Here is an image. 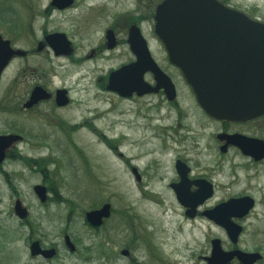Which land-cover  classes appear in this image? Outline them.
I'll return each mask as SVG.
<instances>
[{
	"label": "rangeland",
	"instance_id": "374dc122",
	"mask_svg": "<svg viewBox=\"0 0 264 264\" xmlns=\"http://www.w3.org/2000/svg\"><path fill=\"white\" fill-rule=\"evenodd\" d=\"M21 1L0 0V27L15 23V8ZM245 1L264 12V0ZM100 35L95 30L90 36L98 39ZM87 42H81L85 50L89 49ZM24 44L21 42V46ZM53 56L37 61L53 68L51 87L71 90L74 110L69 115L87 122L72 134L69 129L66 133L53 132L51 139L37 140L26 133L28 142L11 150L0 164V264H130L121 255L125 248L131 251L133 260L142 264H207L204 257L210 252L214 226L204 218H187L167 187L176 154L190 153L198 167H206L218 158L213 138L217 126L201 127L206 121L181 70L166 65L179 91L180 106L176 108L167 107L158 96L139 102L105 89L98 76L117 65L119 59L80 65ZM18 66L14 62L0 83V134L21 126L47 136V125L14 108L36 77H21L12 93H7ZM165 127H175V140L166 134L157 136ZM197 134L201 135L197 136L199 144L193 149ZM211 142L213 146L208 149ZM32 158L40 161L32 163ZM232 159L239 166L236 173L232 175L231 166L225 165L218 181L235 183L236 189H249L264 200V163L251 170L249 161L239 156H228L226 164ZM130 166L143 176L141 183ZM51 180L56 184L55 191L43 204L34 186L50 184ZM18 199L30 212L26 220L15 214ZM105 203L112 205L111 217L100 229L91 228L85 212ZM246 223L241 247L264 249V203L257 205ZM5 227L18 228L20 234H12ZM65 234L72 238L76 254L65 246ZM33 237L45 245H59L58 255L46 260L31 256Z\"/></svg>",
	"mask_w": 264,
	"mask_h": 264
},
{
	"label": "flooded vegetation",
	"instance_id": "af4514ba",
	"mask_svg": "<svg viewBox=\"0 0 264 264\" xmlns=\"http://www.w3.org/2000/svg\"><path fill=\"white\" fill-rule=\"evenodd\" d=\"M53 1L54 0H22L20 2V7L17 9L15 8V23L12 26L0 27L1 37L4 40H8L11 47L18 52L13 55L8 65L4 68L0 76V83L3 75L8 72L14 62H17V65L19 66L16 71V76L14 77L12 83H10L11 85L7 88L8 94L12 93L14 90L13 87L18 79L21 77L35 76L36 80L33 82L32 87L28 90L22 100L15 103L14 108L19 114L30 115V118L34 121H39L50 128V130L46 133L47 136H43V133L41 134V132L34 133V129L32 128L31 130L29 129V131L21 126L13 129V132L0 134H18L22 136L21 140L14 143L9 148L7 151V158L9 157V152H11V150H14L19 146V144L28 142L30 138L25 137L26 133L37 140L40 138L51 139L53 132L66 133V129H69V132L72 134L79 128L84 127L87 122V120L85 121L83 118L78 121L75 117L69 115V112L74 110V99L72 97L71 90L64 86L51 87L50 79L54 70L49 65H45L44 62H38V58L47 61L50 60V56L52 57L54 55L53 57L56 59H71L73 62L80 65L119 59V63L117 65L110 66L107 70L102 72V75L100 74L98 76V81H103V87L107 89L108 79L111 72L118 70L122 66L137 62L138 55L132 48L134 42H138L140 45L146 42L155 62L168 76H170L174 82L176 86V97L173 100H170L164 88H160L156 92L144 95H139L135 92L128 97L119 96L127 100H138L139 102L142 100L147 101L158 96L161 98V102L163 104H167V107L170 106L178 108L180 106V96L176 82L166 65L170 64L175 68L177 67L171 63L166 46L156 32L157 10L165 0H73L71 4L63 8L55 5ZM218 1L229 8L246 14L253 20L264 23V12L261 11L258 5H248L245 0ZM55 16H57V18H55ZM58 16L62 17L59 18ZM95 30L101 34L98 39H92L90 36ZM54 34L65 35V38L70 42L72 48L70 54H56V51L48 40L49 36ZM84 41H88L86 46H89V49L87 50L83 49L84 44H81V42ZM95 41H97V43L93 44ZM21 42L25 43L24 46H21ZM87 72L92 74L94 71ZM144 80L150 83L153 87L157 85L155 75L151 71H147L144 74ZM38 86L43 87L48 96L39 99L30 107H25V104L31 99L34 89ZM64 89L67 90L69 101L65 105H61L58 101V92ZM191 91L196 98L193 89ZM159 103L155 105L158 106ZM197 105L199 106V112L201 113L202 119L204 118L206 121V123L202 122L200 124L201 127L205 128L207 125H209L208 127H210V125L217 126V129L213 131V138L216 143V154L218 158L212 159L206 167H198V162L191 158L190 153L176 154L173 160L172 174L167 177L169 179L167 187L173 193L177 203L183 208L184 214L187 218L192 220L204 218L214 226V232L211 234V238L209 239L210 252L209 255L204 257L205 260L213 253V241L219 240L220 246L225 251L242 250L244 252L262 254L263 258L258 260L255 264L262 263L264 262V249L261 247H255L253 249L243 248L241 247V239L242 236L246 234L248 229L246 221L251 216V213H253L257 205L264 203V200L257 197L255 193L249 189H236V187H238L236 186L237 184L220 183L218 179L224 174V171L226 170L225 165L231 166L230 170H233L232 175L236 173V169L239 167L234 163L233 159L226 164L225 159H227L228 156H239L248 160V169L251 170L253 166L264 163V158L256 159L251 155L245 154L239 146L230 143L225 137V135H238L264 141V114L245 121L220 120L207 114L199 103ZM156 134L160 137H163L166 134V137L171 140H175L177 131L175 127H165L161 128L160 132ZM198 135L199 134L193 137L195 140L192 147L193 149L197 147L196 144H199L198 139L200 137H197ZM220 136L223 137L221 138ZM211 146H213L212 142L208 145V149ZM209 155L213 156L211 154ZM178 162L183 164L182 171H185V180H183L182 174L179 171ZM130 167L136 177V180L141 183L144 178L139 173V170L134 166ZM134 170H136L137 173ZM137 174L139 175V179ZM49 183L50 184L47 185L42 184L46 186L48 194V198L45 202L39 200L43 204L48 202L51 192L53 193L55 191L54 185L56 184H54L52 180ZM201 185L205 186L208 196L202 204L197 206L195 216L190 217L187 215L188 208L178 199L175 188L176 186L182 187L186 193L188 192L191 194L197 192L201 188ZM245 197L252 198L254 205L246 215L231 217L232 222L242 227V232L240 233L238 242L233 243L227 228L214 219L216 217L214 210L231 200L242 199ZM87 212L88 211L85 212V218ZM223 213L225 214V212L221 209L217 214L223 215ZM106 220L107 219L104 220L102 226L105 224ZM86 222L87 225L93 229L98 230L102 227H95L91 225L87 219ZM128 222H130V218H128ZM67 235L68 234H65V237ZM65 237V246L70 250ZM31 239L32 242L40 241V244L44 249L55 248L57 252L54 257L58 255L59 245L55 243L45 245L38 237H33ZM123 250L124 249L121 250L122 257L127 258L130 264H138V262L131 258V251L129 249H127L129 251L128 255H123ZM76 251L77 248H75L74 251H71V253L76 254ZM35 257L44 258L41 255ZM206 262L209 264L207 260ZM230 264L242 263L237 257H235L231 260Z\"/></svg>",
	"mask_w": 264,
	"mask_h": 264
},
{
	"label": "water",
	"instance_id": "95a60500",
	"mask_svg": "<svg viewBox=\"0 0 264 264\" xmlns=\"http://www.w3.org/2000/svg\"><path fill=\"white\" fill-rule=\"evenodd\" d=\"M72 1L54 0L53 3L63 8ZM156 21V32L166 46L171 63L181 70L199 105L207 114L220 120L237 121L264 114V23L218 0H165L157 10ZM48 40L56 54L71 53L70 42L64 34L51 35ZM132 48L138 55L137 62L111 72L107 90L128 97L135 92L144 95L164 88L168 98L173 100L176 97V86L155 62L146 42L142 45L134 42ZM17 53L10 42L0 35V76ZM147 71L155 75V87L144 80ZM47 96L43 87L38 86L25 107ZM58 101L61 105L68 103L67 90L58 92ZM225 137L245 154L256 159L264 158V141L238 135ZM21 139L22 136L18 134L0 135V164L7 158L9 148ZM178 168L185 180L183 164L178 162ZM137 177L139 179L138 174ZM175 189L180 202L188 208L187 215L194 217L197 206L208 196L205 186L201 185L197 192L191 194L179 186ZM34 192L40 201L47 200L46 186L37 184ZM253 205V199L245 197L231 200L214 210V219L227 228L233 243L238 242L242 227L232 222L231 217L246 215ZM221 209L225 214H217ZM111 210L112 205L105 203L98 209L88 211L86 219L95 227L102 226L104 220L111 216ZM14 211L21 220L29 216L28 208L19 199L15 202ZM65 239L70 250L74 251L76 247L70 236L67 235ZM213 245L212 255L206 258L209 264H230L235 257L242 264H255L263 258L260 253L225 251L219 240H214ZM56 252L55 248H42L40 241L30 245L33 257L41 255L45 259H52ZM122 254L128 255L129 251L124 249Z\"/></svg>",
	"mask_w": 264,
	"mask_h": 264
},
{
	"label": "trees",
	"instance_id": "16d2710c",
	"mask_svg": "<svg viewBox=\"0 0 264 264\" xmlns=\"http://www.w3.org/2000/svg\"><path fill=\"white\" fill-rule=\"evenodd\" d=\"M32 160V163H37L38 161H40V160H38V159H35V158H32L31 159ZM34 161V162H33ZM5 230H7V231H9L10 233H12V234H20L19 233V231H20V229H18V228H11V227H5Z\"/></svg>",
	"mask_w": 264,
	"mask_h": 264
}]
</instances>
